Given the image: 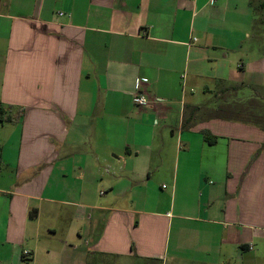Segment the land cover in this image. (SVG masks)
<instances>
[{
    "label": "crops",
    "instance_id": "0c3cea01",
    "mask_svg": "<svg viewBox=\"0 0 264 264\" xmlns=\"http://www.w3.org/2000/svg\"><path fill=\"white\" fill-rule=\"evenodd\" d=\"M256 10L0 0V264H264V129L215 117L264 102Z\"/></svg>",
    "mask_w": 264,
    "mask_h": 264
},
{
    "label": "rangeland",
    "instance_id": "374dc122",
    "mask_svg": "<svg viewBox=\"0 0 264 264\" xmlns=\"http://www.w3.org/2000/svg\"><path fill=\"white\" fill-rule=\"evenodd\" d=\"M262 2H263L262 6L260 7L259 4H257V1L254 0V4L257 10H256V16H255L256 19H255L254 26H253V32L255 36L258 38L256 44L264 52V0H262ZM232 97L233 96H228L226 98L232 99ZM231 106L235 108L234 110L235 112L242 114L244 117H247L248 119L251 118L250 114H254L255 116L256 114H258L260 115V117H264V103L260 105L258 108H252V109H251V106L249 105L247 106V104L245 105V107L242 105L234 106L232 104H230L228 107L231 108ZM247 111H250L252 113H249ZM59 241H60L59 237L54 239V242H56L57 244ZM85 247L86 246L83 245L82 249H84ZM73 261H74V256L72 254L68 253L67 251L66 252L62 251L59 258L53 259L51 261V264H73ZM98 262L99 263L97 264H143L142 262H138V261H130V259H124L122 261L121 260L119 261L118 258H104V257H101L100 261ZM36 264H50V263L48 261V258L42 254L37 259ZM152 264H155V263H152Z\"/></svg>",
    "mask_w": 264,
    "mask_h": 264
},
{
    "label": "trees",
    "instance_id": "16d2710c",
    "mask_svg": "<svg viewBox=\"0 0 264 264\" xmlns=\"http://www.w3.org/2000/svg\"><path fill=\"white\" fill-rule=\"evenodd\" d=\"M237 88H232L229 90V93L231 95L229 96H233V100L229 103H226L225 105H220L219 107H217V109L215 110V117L216 118H225V119H232V120H237V121H242V122H246V123H250V124H253V125H256L260 128H263L264 129V117H260V115L256 114V116L254 114H250L251 115V118L248 119L247 117H244L242 114H239L238 112H235V108H233L231 106V108H229L228 106L230 104L236 106V105H242L245 107V105L247 104V106H251V109L252 108H258L260 105H262L264 102H262L261 100L259 99H240L238 98V95H237ZM239 107V106H237ZM7 109H12L11 107H8ZM21 111V110H19ZM241 111V110H240ZM249 113H252L250 111H247ZM6 113H7V110L6 108H4V106H0V120L1 121H6V122H13L15 120H17L18 118L17 117H10V116H6ZM19 115H20V112H18ZM260 117V118H259ZM205 136V139L208 143L210 144H213L215 143V139L211 136L208 135L207 132H205L204 134ZM264 147V145H263ZM36 214V211H32L30 213V217H34Z\"/></svg>",
    "mask_w": 264,
    "mask_h": 264
},
{
    "label": "built area",
    "instance_id": "2783aa9c",
    "mask_svg": "<svg viewBox=\"0 0 264 264\" xmlns=\"http://www.w3.org/2000/svg\"><path fill=\"white\" fill-rule=\"evenodd\" d=\"M194 41H196V39H194ZM134 102L138 107L141 108L149 107L151 104L150 98L144 93L137 94L134 98ZM24 255L29 256L30 251H24Z\"/></svg>",
    "mask_w": 264,
    "mask_h": 264
}]
</instances>
